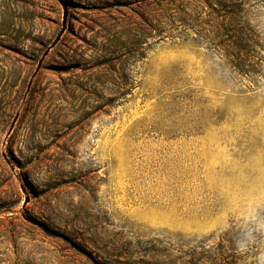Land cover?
Returning a JSON list of instances; mask_svg holds the SVG:
<instances>
[{
  "label": "rangeland",
  "instance_id": "obj_1",
  "mask_svg": "<svg viewBox=\"0 0 264 264\" xmlns=\"http://www.w3.org/2000/svg\"><path fill=\"white\" fill-rule=\"evenodd\" d=\"M63 2L33 79L64 8L0 0V264H254L220 226L264 195V0L240 69L198 0Z\"/></svg>",
  "mask_w": 264,
  "mask_h": 264
},
{
  "label": "trees",
  "instance_id": "obj_2",
  "mask_svg": "<svg viewBox=\"0 0 264 264\" xmlns=\"http://www.w3.org/2000/svg\"><path fill=\"white\" fill-rule=\"evenodd\" d=\"M130 1L133 3L129 4ZM162 1L163 3L166 2V0L165 1L162 0ZM162 1L159 2V0H140V1L118 0V3L122 7H130L133 6L134 4L144 5V3L157 2V5L161 7L163 5V3H161ZM167 1H170L172 4L175 5L174 2L176 0L174 1L167 0ZM198 1L201 4V6H203L201 7L199 4V6L197 5L194 7L198 13H200V11L202 13L204 12L205 16L209 18H213L216 16L217 20L219 21V24L217 26L212 27L214 30L223 29L226 33H231L236 35V37L231 38V40L235 39L234 43H232L235 51L232 56L236 64V68L237 69L243 68L244 61H246V57L244 56V54L246 55L250 54V48L254 45L253 42L247 43V40L244 37L245 36L244 30L246 28L244 27L245 24L242 22V19H243V14L245 12L244 9V4L246 3L245 0H198ZM207 11H211V12H209L208 14L206 13ZM196 20L197 22L200 21L199 16L196 17ZM206 24L209 26L210 21L208 20ZM137 31L138 29L136 28L132 36L133 38L137 36L138 33ZM113 33H114L113 30L108 29L106 34L108 35L109 41L115 44L116 43L121 44L120 41L116 39V37H119V35L117 33L114 34ZM232 258L234 259V257H227L224 255V253H222L215 256L216 260L213 261L209 260V262H216L217 264H239L236 260L233 261L232 263H228L229 259ZM207 259H212V258H207Z\"/></svg>",
  "mask_w": 264,
  "mask_h": 264
},
{
  "label": "clouds",
  "instance_id": "obj_3",
  "mask_svg": "<svg viewBox=\"0 0 264 264\" xmlns=\"http://www.w3.org/2000/svg\"><path fill=\"white\" fill-rule=\"evenodd\" d=\"M229 230L236 232L234 247L237 253L254 264H264V195H257L250 200L231 222L226 219L220 231ZM251 252H255V255L249 257Z\"/></svg>",
  "mask_w": 264,
  "mask_h": 264
},
{
  "label": "water",
  "instance_id": "obj_4",
  "mask_svg": "<svg viewBox=\"0 0 264 264\" xmlns=\"http://www.w3.org/2000/svg\"><path fill=\"white\" fill-rule=\"evenodd\" d=\"M59 3L63 6L64 8V19H63V24H62V29L59 33V35L56 37V39L54 40V42L52 43V45L45 51L44 55L42 56L41 60L39 61V64L37 66V69H36V72L33 76V79L37 76V74L40 72L42 66H43V63L45 61V59L49 56L50 52L55 49L60 41L62 40L65 32H66V29H67V21H68V5L66 3L63 2V0H58ZM32 79V81H33ZM32 81L29 85V90L31 89V86H32ZM20 115L18 114L15 119L13 120V123L10 127V130H9V134L8 136H10L12 134V132L14 131V128L18 122V119H19ZM6 159V158H5Z\"/></svg>",
  "mask_w": 264,
  "mask_h": 264
}]
</instances>
